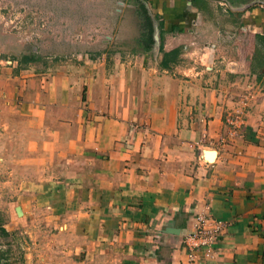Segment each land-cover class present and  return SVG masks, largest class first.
<instances>
[{
  "label": "crops",
  "instance_id": "1",
  "mask_svg": "<svg viewBox=\"0 0 264 264\" xmlns=\"http://www.w3.org/2000/svg\"><path fill=\"white\" fill-rule=\"evenodd\" d=\"M147 1L161 18L163 50L180 51L168 67L159 48L154 58L111 56L107 42L78 54L83 65L71 72L29 67L0 85V104L12 110L13 98H21L23 127L31 139L39 137L25 145L23 161L39 163V181L52 186L44 191L23 180L21 193L31 195L18 197L21 223L12 220L14 202H0L9 219L0 224L7 233L0 236V264L17 254L31 264L36 249L41 264H189L183 234L201 214L223 231L212 258L195 264H264V101L232 126L228 117L236 111L204 74L209 65L191 62L187 40L200 31L205 6ZM201 1L226 4L229 11L215 9L220 16H239L232 30L249 39L255 66L256 46L264 44V0Z\"/></svg>",
  "mask_w": 264,
  "mask_h": 264
},
{
  "label": "rangeland",
  "instance_id": "2",
  "mask_svg": "<svg viewBox=\"0 0 264 264\" xmlns=\"http://www.w3.org/2000/svg\"><path fill=\"white\" fill-rule=\"evenodd\" d=\"M195 3L197 6H205V17L198 22L197 28L200 31L192 33L191 39H186L193 49L191 62L199 64L198 67L203 70L205 65L210 66L204 74L214 77H210L212 84H218L223 89L224 100L226 98V102L234 107L236 112L228 117V122L233 126V123L243 120L242 116L247 109L262 106L264 61L257 54L262 64L258 67L259 62H255L257 74H253V52L247 48L249 39L232 30V26L239 27L238 15L231 17L234 19L232 21L228 16L216 14L215 9L229 11L227 6H220L219 3L216 6V1L208 3V6L201 0H196ZM141 5L147 8L152 19L151 30L143 16ZM191 7L193 6H186L184 10L190 12ZM197 9L202 10L199 7ZM160 19L153 14L147 0H0V85H3L5 79L18 76L20 71L29 67L36 72H53L57 66H65L71 72L73 67L83 65L82 59L76 58L78 54L93 52L94 49L107 45V42L112 45L107 50L111 56H115L117 52L144 53V45L149 41V31L154 44L148 52L152 55L151 58L157 57L155 53L160 46L161 37L157 32L158 40H155L154 35L160 29ZM89 43H95V47L89 49ZM177 43L187 42L181 39ZM205 43L209 47L202 49ZM213 44L215 47L211 46ZM1 89L3 92L4 86ZM254 91L258 96L251 99ZM7 106L8 104H0V122H3L0 134L6 133L2 130L3 126L13 125L15 128H10L4 137H0V202H14L12 220L21 223L23 211L20 216L16 208L21 209L23 206V201L18 199L24 195L20 191L23 180L29 179L34 186L37 185V189L44 183L39 181V163L23 161L24 154H29L25 145L31 141L37 143L39 137L31 139L30 131L26 132L23 127L25 124L22 123L26 122L28 114L18 113L25 108L21 98H13L11 103L12 110L16 112H12ZM244 120L246 121L245 118ZM33 149L34 147H30L28 150ZM51 187L49 184L43 185V190L49 191ZM29 195L31 193L24 197ZM5 211L6 208L0 206V224L9 220ZM0 236L3 235L0 233ZM18 239L23 243L22 237ZM39 241L47 245L46 239ZM36 251L31 264H41L36 256L39 249ZM10 259L7 264H25L21 254H17L14 260Z\"/></svg>",
  "mask_w": 264,
  "mask_h": 264
},
{
  "label": "built area",
  "instance_id": "3",
  "mask_svg": "<svg viewBox=\"0 0 264 264\" xmlns=\"http://www.w3.org/2000/svg\"><path fill=\"white\" fill-rule=\"evenodd\" d=\"M226 6L224 3H219ZM239 122L233 123L237 125ZM223 225L220 222L211 220L206 215L196 217L194 230L183 234V247L187 252L189 264H195L200 259L209 260L214 253V246L220 238ZM200 254V256H199Z\"/></svg>",
  "mask_w": 264,
  "mask_h": 264
},
{
  "label": "trees",
  "instance_id": "4",
  "mask_svg": "<svg viewBox=\"0 0 264 264\" xmlns=\"http://www.w3.org/2000/svg\"><path fill=\"white\" fill-rule=\"evenodd\" d=\"M141 9L143 11L144 18L146 19L148 25H150L149 28L151 30V28H152L151 27L152 19H151V17L149 16V14L147 12L148 10H147V8L144 5H141ZM149 32H150V34L148 36L149 37V41L146 43V45H144L145 52H148L151 49L152 44H154V40H153V37L151 35V31H149ZM258 38H260V37H257V39ZM159 42H160L159 52L162 54L161 64L164 67H168L169 64L174 63V62L177 61V58L179 56L180 51H179V49H175V50L170 51V52H165L163 50V39L160 38ZM263 42H264V39H263ZM256 52H257V53H255L256 57H257V54H260L262 56V60L264 61V44H260L259 46L257 45L256 46ZM257 61L259 62L257 66L258 67L261 66L260 64H262V63H260L261 62L260 58H257ZM255 68H256V65L252 66V72L253 73L257 72ZM0 233L3 235V237L7 236V233L3 229H0Z\"/></svg>",
  "mask_w": 264,
  "mask_h": 264
},
{
  "label": "water",
  "instance_id": "5",
  "mask_svg": "<svg viewBox=\"0 0 264 264\" xmlns=\"http://www.w3.org/2000/svg\"><path fill=\"white\" fill-rule=\"evenodd\" d=\"M154 38H155V40H158L157 31H156V33H155V35H154ZM211 155H214V152H211V153L208 155V158H209V156H211ZM18 209H20V208H16V211H17V212H18ZM171 233H177V230H176V231L172 230Z\"/></svg>",
  "mask_w": 264,
  "mask_h": 264
},
{
  "label": "bare ground",
  "instance_id": "6",
  "mask_svg": "<svg viewBox=\"0 0 264 264\" xmlns=\"http://www.w3.org/2000/svg\"><path fill=\"white\" fill-rule=\"evenodd\" d=\"M213 157H214V155L209 156V160L212 161L213 160ZM17 213H18V215H21L22 214L21 209H18V212Z\"/></svg>",
  "mask_w": 264,
  "mask_h": 264
}]
</instances>
